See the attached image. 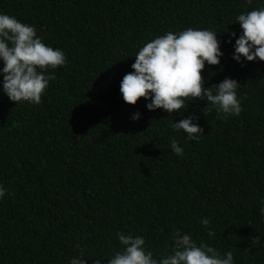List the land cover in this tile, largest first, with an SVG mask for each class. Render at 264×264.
Returning a JSON list of instances; mask_svg holds the SVG:
<instances>
[{
	"label": "trees",
	"instance_id": "obj_1",
	"mask_svg": "<svg viewBox=\"0 0 264 264\" xmlns=\"http://www.w3.org/2000/svg\"><path fill=\"white\" fill-rule=\"evenodd\" d=\"M260 7L264 0H0V12L35 26L67 58L49 70L55 79L41 104L0 92V184L8 190L0 264H69L79 255L108 264L122 247L117 231L142 235L163 256L176 230L231 251L235 264H264V61L231 58L242 31L235 17ZM188 27L217 32L223 56L201 75L213 92L237 80L239 116L218 119L203 99L171 116L147 110L143 98L122 100L120 82L139 48ZM190 115L203 129L198 142L170 127Z\"/></svg>",
	"mask_w": 264,
	"mask_h": 264
},
{
	"label": "clouds",
	"instance_id": "obj_2",
	"mask_svg": "<svg viewBox=\"0 0 264 264\" xmlns=\"http://www.w3.org/2000/svg\"><path fill=\"white\" fill-rule=\"evenodd\" d=\"M234 22L242 31L235 38L231 58L241 65L257 59L264 61V7L242 12ZM230 36L236 37V33L232 32ZM226 42L231 43V40ZM222 56L221 41L217 39V32L211 29L188 27L158 35L135 54V62L131 65L133 71L125 74L120 82L122 100L135 105L143 98L150 101L146 103L147 110L162 109L171 116L173 112L182 115L180 110L185 109L188 101L203 99L216 111L218 119L239 116L242 106L237 92L241 85L237 80L225 78L214 85V92L204 86L206 81L201 73L205 64L219 65ZM66 63L65 53L46 45L37 35L35 26L0 12V64L3 65L0 67V92L10 101L41 104L49 82L55 79L49 70ZM131 119L139 120V112ZM195 120L196 117L191 115L179 122L171 120L170 127L173 132L182 130L187 140L198 142L204 134ZM170 147L176 156L184 154L183 147L175 140ZM7 191L0 184V199ZM261 213L264 214V209ZM199 222L209 229V237L215 235L209 218ZM116 238L122 247L108 259V264H235L231 251L221 254L217 248L204 242L198 244L191 235L179 230L172 233L171 251L163 256L148 250L142 235L117 231ZM258 241L259 237L252 240L253 243ZM69 264L86 262L79 255L71 258ZM94 264H100V261L95 260Z\"/></svg>",
	"mask_w": 264,
	"mask_h": 264
}]
</instances>
